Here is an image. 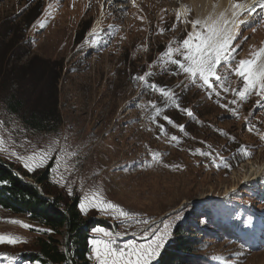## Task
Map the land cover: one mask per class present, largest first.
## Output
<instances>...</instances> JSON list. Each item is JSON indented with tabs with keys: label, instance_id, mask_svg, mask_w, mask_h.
I'll return each mask as SVG.
<instances>
[{
	"label": "rangeland",
	"instance_id": "374dc122",
	"mask_svg": "<svg viewBox=\"0 0 264 264\" xmlns=\"http://www.w3.org/2000/svg\"><path fill=\"white\" fill-rule=\"evenodd\" d=\"M188 2L0 0V44L19 39L17 52L31 48V54L21 60L7 53L8 70L20 71L33 55L63 62L58 86L62 124L58 131L29 129L7 110L6 92H23L27 81L8 77L6 85H0V137L4 141L0 161L13 164L35 183L41 171L53 163L51 190L55 196L62 195L64 202L78 196L81 203L99 194L101 199L137 214L139 220H148L147 225L122 222L114 212L89 207L81 211L85 218L105 222L92 226L90 242L107 238L116 240L117 245L129 240L146 243L152 232L171 222L170 235L153 264L160 263L179 227L195 237L194 251L183 259L185 264H264V172L249 176L264 168V99L253 93L241 101L219 85L220 95L210 94L162 55L193 31L191 22L197 11ZM181 4L187 9L177 21ZM38 5L43 11L29 23L28 13ZM243 19L247 23L239 24ZM42 21L45 26L40 28ZM234 30L233 46L239 47L233 53V68L257 51L264 38V18L256 22L250 11L243 13ZM4 45L0 48H6ZM172 57L181 59L175 51ZM218 72L223 74L224 68ZM145 73H151L148 84L175 93L179 107L134 79ZM242 84L229 72L224 87L239 90ZM232 99L238 103L231 105ZM153 104L160 109L158 115ZM223 104L236 107L237 115L221 107ZM181 109H190L193 115ZM172 136L178 140L171 141ZM49 149V159L40 167L33 165L34 171L10 155L15 152L27 157ZM245 150L251 153L247 158ZM150 152L158 153V159L153 161ZM225 163L234 168L225 167ZM98 227L110 236L94 233ZM42 230L50 229L27 214L0 208V234L20 238L19 243H0V264L29 261L23 255L36 252L38 238L51 232Z\"/></svg>",
	"mask_w": 264,
	"mask_h": 264
},
{
	"label": "trees",
	"instance_id": "16d2710c",
	"mask_svg": "<svg viewBox=\"0 0 264 264\" xmlns=\"http://www.w3.org/2000/svg\"><path fill=\"white\" fill-rule=\"evenodd\" d=\"M42 6L33 8L27 18L29 23L39 17ZM21 40L1 42L6 48H0V85L5 86L7 78L19 77L27 81L25 90H6L5 106L7 110L21 118L29 129L36 131H58L62 117L58 107L59 80L63 72V62L32 56L18 70L7 69V53L18 59L31 54V48L17 52L15 47ZM20 43V42H19ZM8 45H12L9 46ZM2 47V46H0ZM5 47V45H4ZM2 77V78H1ZM9 89V88H8ZM241 158H239V161ZM13 168L14 165L10 164ZM53 163L41 171L37 183L42 184L43 192L53 194L51 190V169ZM234 168V167H233ZM230 166V169H233ZM23 172V171H22ZM24 173V172H23ZM6 181V183H3ZM55 196V195H54ZM62 195L54 197V207L50 202L40 197L34 187L21 182L10 170L0 166V208L13 214H27L31 219L48 227L51 232L39 237L37 251L26 253L23 257L29 261H39L41 264H68L65 253V241L61 239L67 231L70 234L69 248L74 264H91V230L95 224H105L104 221L85 218L80 210V198L75 196L70 202H64ZM64 209V213L59 209ZM173 243L161 255L159 264H185V257L194 251V233L186 229H177Z\"/></svg>",
	"mask_w": 264,
	"mask_h": 264
},
{
	"label": "snow or ice",
	"instance_id": "6c2138e0",
	"mask_svg": "<svg viewBox=\"0 0 264 264\" xmlns=\"http://www.w3.org/2000/svg\"><path fill=\"white\" fill-rule=\"evenodd\" d=\"M111 4L112 0H108ZM135 3V0H133ZM231 15H227L226 11L219 12L216 16H208L207 18L200 20H193L191 22L193 31L188 33L187 37L180 42L174 50L170 47L168 52L162 54L166 56L168 61L177 66V68L186 74L191 83L198 84L199 87L205 88L209 93H215L216 96L220 95L217 91V86L223 88L224 92L232 91L239 100H246L250 95L255 93L257 96L264 99V46L260 47L258 51L252 54L250 59H241L235 68L232 67L233 53L239 45L233 46V41L236 39L237 33L235 27L238 23V17L243 13L251 11V7L246 4H233ZM51 8V5H49ZM103 10L104 5H101ZM121 10L123 6H121ZM181 13L177 11L176 19L179 21ZM247 23L246 20H239V24ZM199 25V30L197 26ZM45 22H40L39 27L43 28ZM173 25V29L175 28ZM109 28H113V25H109ZM161 32L164 29H160ZM255 31V29H254ZM95 35V33H93ZM245 40L247 37L244 38ZM96 43V41H93ZM173 51L180 54L181 59H173ZM226 66V67H225ZM224 68L223 74L218 72L219 68ZM229 72L235 74L239 79L243 81L242 87L237 90L236 88L224 87V82L228 79ZM151 73H145V75L134 77V79L142 81L147 87L153 90H158L167 100L175 103L176 107L179 104L176 103L177 97L175 93H170L168 89L161 88L158 85L152 83L148 84L147 77ZM261 100H257L259 104ZM231 105L238 103L237 99H232L229 102ZM152 107L155 109V113L158 115L160 109L154 104ZM224 107L232 115H237L236 107H229L228 104H223ZM189 116L193 113L190 109H181ZM164 119L172 122L170 117L164 116ZM247 120V117H245ZM183 130L184 126H178ZM252 128H249L251 131ZM178 137L172 136L171 141H177ZM4 150V141L0 137V151ZM49 150L41 151L40 153H33L27 157L20 156L15 152H11L10 155L16 156L21 160L23 166L28 171H34L33 165L40 167L44 162L49 159ZM200 150H197L199 152ZM204 155L212 156V153H201ZM243 155L247 158L251 155L250 152L244 151ZM151 159L153 161L158 159V153L150 152ZM223 163V158H220ZM225 167L231 165L226 164ZM179 167V166H172ZM3 183H6L4 181ZM89 207L99 208L101 211L114 212L118 219H122V222L137 221L138 223L148 224V220H139L137 214L130 213L120 206L115 205L109 201L100 198L99 194L93 195L91 199L82 200L80 203V209L82 212H86ZM176 219H180L179 216ZM12 223L23 224L22 221L12 220ZM24 227H30L27 224H23ZM171 222L165 223L163 230H155L152 232V238L146 243H137L135 240H129L122 245H117L114 239H92L91 255L90 259H94L96 264H153V261L160 255V251L164 246L165 241L170 235ZM50 231V230H42ZM94 233H101L103 237H109L110 233L103 228L93 229ZM145 236L148 235V230L145 229ZM7 242L8 244H15L20 242L19 237H14L9 234H0V243Z\"/></svg>",
	"mask_w": 264,
	"mask_h": 264
},
{
	"label": "bare ground",
	"instance_id": "6f19581e",
	"mask_svg": "<svg viewBox=\"0 0 264 264\" xmlns=\"http://www.w3.org/2000/svg\"><path fill=\"white\" fill-rule=\"evenodd\" d=\"M257 1L258 0H241V1L239 0L238 2L237 1L234 2L232 0H189L188 4L190 7H192L193 9H195L197 11L196 20L197 19L203 20L210 15L216 16L219 14V12L226 11V10H227V15L230 16L231 11H232L231 6L233 4L239 3V4H246L249 6H253V5H255V3H257ZM185 9H187V8H184V5L181 4L178 11L181 14H184ZM262 46H264V38L262 39L261 44L259 45L258 49ZM258 49H257V51H258ZM261 171L264 172V168L260 167V168L256 169L255 172L252 171L253 173L251 172L252 174L249 175L250 178L252 176L258 175L260 173L263 174V172H261ZM249 174H250V171H249ZM22 264H31V263H30V261H25Z\"/></svg>",
	"mask_w": 264,
	"mask_h": 264
},
{
	"label": "water",
	"instance_id": "95a60500",
	"mask_svg": "<svg viewBox=\"0 0 264 264\" xmlns=\"http://www.w3.org/2000/svg\"><path fill=\"white\" fill-rule=\"evenodd\" d=\"M0 166L4 167L8 170H10L17 178H19L21 180L22 183L24 184H28L31 185L32 187H34L36 189V191L38 192V194L40 195V197H42L43 199L47 200L50 202L51 206L54 207V199L53 197H51L50 195L46 194L45 192H43L42 188L39 186V184L36 182H33L29 179H26L23 175L20 174V172L16 169H14L11 165L4 163L2 161H0ZM62 212L66 213V211L59 209ZM69 240H70V234L67 231L66 233V240H65V253L67 256V262L68 264H74L71 254H70V248H69Z\"/></svg>",
	"mask_w": 264,
	"mask_h": 264
}]
</instances>
